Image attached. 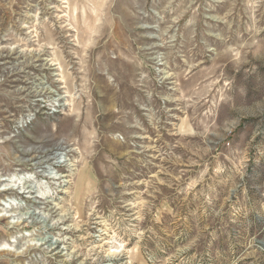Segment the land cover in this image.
<instances>
[{
	"label": "rangeland",
	"instance_id": "1",
	"mask_svg": "<svg viewBox=\"0 0 264 264\" xmlns=\"http://www.w3.org/2000/svg\"><path fill=\"white\" fill-rule=\"evenodd\" d=\"M0 264H264V0H0Z\"/></svg>",
	"mask_w": 264,
	"mask_h": 264
},
{
	"label": "bare ground",
	"instance_id": "2",
	"mask_svg": "<svg viewBox=\"0 0 264 264\" xmlns=\"http://www.w3.org/2000/svg\"><path fill=\"white\" fill-rule=\"evenodd\" d=\"M69 58V57H68ZM71 58V57H70ZM89 59H91V57L89 58ZM93 59V58H92ZM37 62H39V61H43V60H40V59H37L36 60ZM92 97L94 98V99H96L97 97L95 96V95H93L92 94ZM98 121H95V123L94 124H96ZM64 163H65V161H63ZM67 164V163H66ZM62 168H65V167H67V165H63V166H61ZM60 168V167H59ZM69 168V167H68ZM62 178H64V177H59V179H62ZM30 187L29 186H27V187H24V189L25 190H27V189H29ZM51 247V246H50Z\"/></svg>",
	"mask_w": 264,
	"mask_h": 264
}]
</instances>
